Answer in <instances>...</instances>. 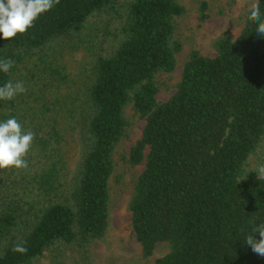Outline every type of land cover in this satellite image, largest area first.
I'll use <instances>...</instances> for the list:
<instances>
[{"label":"trees","instance_id":"obj_1","mask_svg":"<svg viewBox=\"0 0 264 264\" xmlns=\"http://www.w3.org/2000/svg\"><path fill=\"white\" fill-rule=\"evenodd\" d=\"M259 6L264 14V0ZM248 10L236 37L214 41V56L189 54L162 103L156 76L176 65L180 0H60L26 33L0 34V59L15 61L0 71V86L12 80L27 88L0 100V120L15 117L35 133L28 168L0 169V264H65L68 252L84 260L106 236L128 107L144 120L126 158L144 164L129 202L142 256L167 243L152 264H264L244 241L250 221L264 220V180L246 168L258 150L264 162V36ZM90 30L92 59L72 87L56 54ZM67 135L78 150L72 166ZM18 241L26 253L12 250Z\"/></svg>","mask_w":264,"mask_h":264},{"label":"rangeland","instance_id":"obj_2","mask_svg":"<svg viewBox=\"0 0 264 264\" xmlns=\"http://www.w3.org/2000/svg\"><path fill=\"white\" fill-rule=\"evenodd\" d=\"M254 2L256 0H180L185 13L176 19L174 37L180 45V50L176 53V65L173 71L159 73L156 76L158 103L167 101L175 92L189 54L197 51L204 56H214V41L222 35L236 37L242 29L246 10ZM202 4L205 5L204 13L207 17L200 21ZM99 19L98 17L94 20L99 21ZM89 32L91 42L90 30L56 54L55 64H59L66 72L68 84L72 87L80 83L92 59L87 48ZM106 46L113 47V41H108ZM31 66L32 62L21 69L26 72ZM125 117L128 128L115 151L114 171L109 180L110 215L106 236L89 246L84 260L74 252L66 253L63 258L65 264H152L155 259L169 251L167 243H159L152 255L144 258L140 244L132 233L129 202L134 183L144 164L132 167L126 162V158L131 146L141 137L144 120L131 107L125 110ZM63 146L65 157L72 166L78 155L76 141L72 136L67 135ZM260 151L249 156L247 169H254L260 163ZM48 258L49 255L46 254L40 261L46 263Z\"/></svg>","mask_w":264,"mask_h":264},{"label":"clouds","instance_id":"obj_3","mask_svg":"<svg viewBox=\"0 0 264 264\" xmlns=\"http://www.w3.org/2000/svg\"><path fill=\"white\" fill-rule=\"evenodd\" d=\"M60 0H0V34L5 39L14 38L17 34H24L35 21L47 11H50ZM248 19L257 24L256 32L264 36V14L261 13L259 0L252 3L249 8ZM15 65L12 59H0V71L8 73ZM27 88L22 81L9 80L0 86V100H11L18 94L25 93ZM35 133L25 130L15 118L0 120V169L10 166L16 169H27L28 161L25 157L32 147ZM257 179L264 180V162L259 163L254 169ZM239 183V182H238ZM253 225L251 232L244 238L246 244L258 256L264 257V220ZM259 233V238L254 235ZM26 242L18 241L13 246L14 252L26 253Z\"/></svg>","mask_w":264,"mask_h":264}]
</instances>
